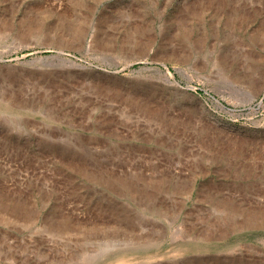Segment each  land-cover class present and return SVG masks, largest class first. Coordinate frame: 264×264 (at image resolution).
I'll return each instance as SVG.
<instances>
[{"label":"rangeland","instance_id":"obj_1","mask_svg":"<svg viewBox=\"0 0 264 264\" xmlns=\"http://www.w3.org/2000/svg\"><path fill=\"white\" fill-rule=\"evenodd\" d=\"M260 211L264 0H0V264H264Z\"/></svg>","mask_w":264,"mask_h":264},{"label":"bare ground","instance_id":"obj_2","mask_svg":"<svg viewBox=\"0 0 264 264\" xmlns=\"http://www.w3.org/2000/svg\"><path fill=\"white\" fill-rule=\"evenodd\" d=\"M218 201V200H217ZM220 205H221V203H219ZM220 205H219V207H220ZM223 205V204H222ZM221 205V206H222ZM253 212V211H252ZM255 212V211H254ZM260 213V215L262 214V215H264V211H260L259 212ZM258 213V214H259ZM251 213H249L248 215H250ZM254 214L255 215H257V213L255 212V213H253V214H251V216H249L250 217V219L254 216ZM222 215V214H221ZM131 216V215H130ZM258 216V215H257ZM136 218L138 217V216H135ZM217 217V216H216ZM255 217V216H254ZM129 218V217H128ZM132 219H133V217H131ZM139 218V217H138ZM259 219H260V217H258ZM130 219V218H129ZM220 219V218H219ZM249 219V218H248ZM131 220V219H130ZM138 220H140V219H138ZM261 220V219H260ZM262 220H264V219H262ZM132 221H135V220H132ZM212 221H214V219L212 220ZM131 221H129L128 223H130ZM132 227H131V226ZM130 225H127L128 226V229H129V226L131 227V229L130 230H133V231H139V229L138 228H140V226H141V222H135L134 224H130ZM59 228V227H58ZM122 228V227H121ZM127 228V227H126ZM118 232V231H117ZM121 232V231H120ZM127 232H128V230H127ZM125 233V230H124V232H123V234ZM121 234H122V232H121ZM138 236H139V238H143V237H148V235L146 234V235H142V234H139L138 233ZM115 241V240H114ZM101 243V242H100ZM111 243V242H110ZM115 243V242H114ZM117 243V242H116ZM101 245L102 246H108V244L106 245V243L104 242V243H101ZM118 245H122L121 244V242L120 241H118ZM116 246V245H115ZM119 264H120V262H119Z\"/></svg>","mask_w":264,"mask_h":264}]
</instances>
